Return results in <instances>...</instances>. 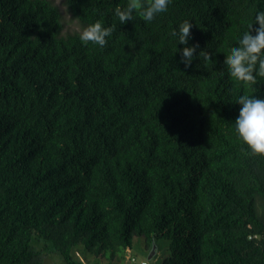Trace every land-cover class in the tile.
<instances>
[{
    "label": "trees",
    "instance_id": "1",
    "mask_svg": "<svg viewBox=\"0 0 264 264\" xmlns=\"http://www.w3.org/2000/svg\"><path fill=\"white\" fill-rule=\"evenodd\" d=\"M63 2L113 27L103 48L61 35L50 0H0V264H42L35 240L65 264L80 247L113 261L134 238L167 241L160 264H264V156L234 131L236 98H264V78L223 64L264 0H172L123 25L126 0ZM184 21L212 56L187 69Z\"/></svg>",
    "mask_w": 264,
    "mask_h": 264
},
{
    "label": "clouds",
    "instance_id": "2",
    "mask_svg": "<svg viewBox=\"0 0 264 264\" xmlns=\"http://www.w3.org/2000/svg\"><path fill=\"white\" fill-rule=\"evenodd\" d=\"M171 2L172 0H126L125 5L115 7L114 15L120 25L131 22L135 16H139L147 24L158 15L166 13ZM192 27L191 22L184 21L171 33L177 45L181 46L177 47L175 54L179 56V63L185 69L192 67L195 59L200 56L212 59L198 42L189 43L192 39ZM113 31V27H105L100 21H96L84 27L78 39L84 45L91 43L103 48ZM223 64L228 76L239 83L254 86L258 78H264V10L256 11L247 30L239 36ZM235 104L239 105V110L234 120V131L239 141L251 155L264 156V98L254 94H241L236 98Z\"/></svg>",
    "mask_w": 264,
    "mask_h": 264
},
{
    "label": "rangeland",
    "instance_id": "3",
    "mask_svg": "<svg viewBox=\"0 0 264 264\" xmlns=\"http://www.w3.org/2000/svg\"><path fill=\"white\" fill-rule=\"evenodd\" d=\"M50 1L58 9L61 15V35L70 33L79 34L84 27L77 20L71 17L63 0ZM32 243L35 245L36 249L40 251L42 264H65L63 259L57 253L49 250V244L45 243L43 240H35ZM155 248L156 255L148 259L151 247L148 248L142 238H134L131 248L120 250L113 261L89 255L81 247L74 249L73 256L78 259L79 257H82L84 260L83 264H130L128 260L129 256L135 259V264H140L141 262H146V264H160V262L169 254L168 242L162 240L156 241Z\"/></svg>",
    "mask_w": 264,
    "mask_h": 264
},
{
    "label": "built area",
    "instance_id": "4",
    "mask_svg": "<svg viewBox=\"0 0 264 264\" xmlns=\"http://www.w3.org/2000/svg\"><path fill=\"white\" fill-rule=\"evenodd\" d=\"M129 262H130L131 264L136 263V262H135V259L132 258V257H129ZM140 264H146V263H145V262H141Z\"/></svg>",
    "mask_w": 264,
    "mask_h": 264
},
{
    "label": "water",
    "instance_id": "5",
    "mask_svg": "<svg viewBox=\"0 0 264 264\" xmlns=\"http://www.w3.org/2000/svg\"><path fill=\"white\" fill-rule=\"evenodd\" d=\"M155 246L152 247L151 253L148 255V259H150L154 254Z\"/></svg>",
    "mask_w": 264,
    "mask_h": 264
},
{
    "label": "crops",
    "instance_id": "6",
    "mask_svg": "<svg viewBox=\"0 0 264 264\" xmlns=\"http://www.w3.org/2000/svg\"><path fill=\"white\" fill-rule=\"evenodd\" d=\"M156 250V249H155ZM156 255V251H154V254H153V256L152 257H154ZM159 261V260H158Z\"/></svg>",
    "mask_w": 264,
    "mask_h": 264
}]
</instances>
